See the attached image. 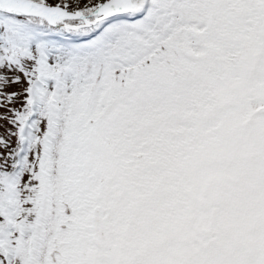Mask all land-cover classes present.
I'll use <instances>...</instances> for the list:
<instances>
[{"label":"snow or ice","instance_id":"1","mask_svg":"<svg viewBox=\"0 0 264 264\" xmlns=\"http://www.w3.org/2000/svg\"><path fill=\"white\" fill-rule=\"evenodd\" d=\"M0 264H264V0H0Z\"/></svg>","mask_w":264,"mask_h":264}]
</instances>
